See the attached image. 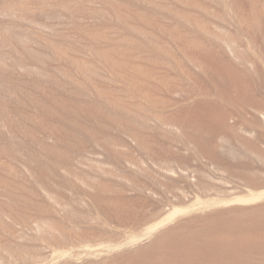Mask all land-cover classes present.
I'll list each match as a JSON object with an SVG mask.
<instances>
[{"label":"rangeland","instance_id":"rangeland-1","mask_svg":"<svg viewBox=\"0 0 264 264\" xmlns=\"http://www.w3.org/2000/svg\"><path fill=\"white\" fill-rule=\"evenodd\" d=\"M254 209L264 0H0V264H157Z\"/></svg>","mask_w":264,"mask_h":264},{"label":"bare ground","instance_id":"bare-ground-1","mask_svg":"<svg viewBox=\"0 0 264 264\" xmlns=\"http://www.w3.org/2000/svg\"><path fill=\"white\" fill-rule=\"evenodd\" d=\"M258 182L259 178L251 183L258 185ZM225 215H213L202 227L190 233L178 231L176 235L160 239L155 246L164 249L157 264H175L169 260L175 254L181 256L182 261L178 264H252L249 254L264 252V216L260 217V209L239 217Z\"/></svg>","mask_w":264,"mask_h":264}]
</instances>
